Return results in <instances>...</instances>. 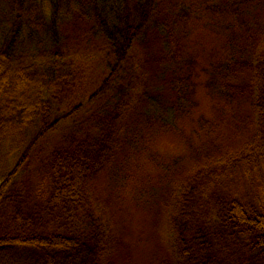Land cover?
<instances>
[{"label":"trees","instance_id":"trees-1","mask_svg":"<svg viewBox=\"0 0 264 264\" xmlns=\"http://www.w3.org/2000/svg\"><path fill=\"white\" fill-rule=\"evenodd\" d=\"M200 11L223 36L202 67L220 103L193 163L177 159L150 191L149 264H264V0ZM191 15L179 0H0V262L134 264L90 184L136 116L150 127L191 105ZM93 52L102 61L77 69Z\"/></svg>","mask_w":264,"mask_h":264},{"label":"rangeland","instance_id":"rangeland-1","mask_svg":"<svg viewBox=\"0 0 264 264\" xmlns=\"http://www.w3.org/2000/svg\"><path fill=\"white\" fill-rule=\"evenodd\" d=\"M179 1L192 6L188 46L190 53L197 56V59L194 68L195 80L191 82L196 84L190 97L191 105L186 106L187 109L176 117L170 116L164 121L152 119L150 127L144 116H136L135 118H141L139 124H134L135 135L130 134L132 138L127 139L124 150L117 158L107 162L90 184L91 192L100 194L108 215L112 217V221L115 217L117 224L120 223L122 233L132 242L134 264H149L152 261V246L145 239L157 232L148 217V211L152 209V205L155 206L151 189L159 190L169 183L168 173L177 159L188 165L191 145H200L196 131L206 120L214 117L220 103L213 89H209L206 80L209 73H205L202 67L206 66L204 58L207 52L220 45L223 37L221 31L215 26L213 28V20L210 22L209 17L200 11L202 0ZM227 20L231 19L227 17ZM101 58L100 53L93 52L80 54L72 62L77 69H87L90 73L94 63L102 61ZM101 67L102 64L99 68ZM137 101L138 98L134 97L131 103ZM57 136L59 134L55 132L53 137ZM133 139L136 141L135 145ZM156 221L161 237L171 240L172 236L165 224L166 216L159 214ZM113 224L115 226L114 221Z\"/></svg>","mask_w":264,"mask_h":264}]
</instances>
